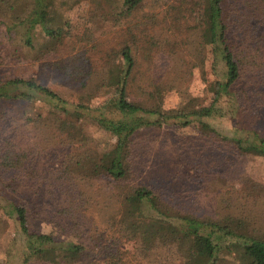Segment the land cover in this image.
Here are the masks:
<instances>
[{
  "label": "trees",
  "instance_id": "obj_1",
  "mask_svg": "<svg viewBox=\"0 0 264 264\" xmlns=\"http://www.w3.org/2000/svg\"><path fill=\"white\" fill-rule=\"evenodd\" d=\"M20 2L0 0V72L7 61L19 58L22 48L34 46L38 29L50 36L57 25L48 0H31L29 12L22 10L23 14L18 12ZM198 7L206 9L199 27L206 57L199 67L184 60L186 43L198 26L192 17ZM113 14L125 21L123 32H110L104 42L93 41L61 67L77 84L76 102L69 103L32 79L0 80V101L40 102L47 108L33 121L41 135L33 153L15 149L6 125L0 122V211L15 223L8 264H214L223 253L234 254L239 264H264V238L257 234L258 221L251 208L257 202L254 195L248 194L249 202L244 205L235 189L221 196L216 211L211 207L206 211L204 204L205 209L182 210V215H176L160 200L163 184L178 178L172 171L150 183L147 177L129 185L143 133L152 134L165 125L198 126L206 131L201 136L204 146L264 156V133L235 108L237 94L250 104L262 99V80L247 75L236 40H243L242 34L247 38L243 41L256 44L257 50L263 48L264 33L256 35L254 26L264 18V0H124ZM162 55L172 62V72L186 68L192 74L198 67L204 95L192 97L180 77L170 85L161 83L153 69L156 57ZM108 82L112 89H104ZM171 96L175 102L171 103ZM65 117L76 122L90 120L115 139V154L109 163L87 154L83 129L60 130ZM55 152L62 158L56 159L61 162L55 178L60 183L49 188L38 178L44 166L34 162L41 158L52 164ZM10 170L13 176L2 179L1 173ZM31 177L33 184L28 180ZM101 178L109 185L127 184L120 220L115 224L122 239L134 243L137 262L97 239L81 237L69 220L62 225L73 233L72 238H80L67 244H58L50 232L32 227L38 218L52 219V214L55 218L73 207L86 206L92 199L88 187ZM40 188L44 189L41 193ZM48 189L59 197V201L52 200L53 205L43 201L42 194ZM62 199L72 206H60ZM239 217L248 220L253 233L245 236L231 230L229 221ZM185 242L193 245L191 262L181 257L180 246Z\"/></svg>",
  "mask_w": 264,
  "mask_h": 264
},
{
  "label": "rangeland",
  "instance_id": "obj_2",
  "mask_svg": "<svg viewBox=\"0 0 264 264\" xmlns=\"http://www.w3.org/2000/svg\"><path fill=\"white\" fill-rule=\"evenodd\" d=\"M124 0H48L51 11L58 18L57 25L53 27V34L48 36L38 29L33 38V47L22 48L19 58L6 62L1 70L0 80L7 81L10 78L32 79L48 89L60 94L69 103L76 102L77 84L66 76L65 70L61 69L69 58H73L81 49L93 41L104 42L110 37V32L122 31L125 21L117 20L113 11L120 9ZM18 12H29L31 0H21ZM114 7L112 11L111 8ZM206 9L198 7L193 11L192 17L196 24V32L186 43L184 60L189 64L193 61L199 67L205 60V50L200 43L199 27L204 21ZM135 17L132 18L134 20ZM255 34L264 33V18L255 21ZM239 37L243 40L246 37ZM247 39V38H246ZM237 39L238 48L241 52L242 63H246L247 75L259 77L262 81L259 90L263 93L262 99L250 104L242 94H237V104L242 116L248 123L264 133V46L257 50V45ZM255 56V58H253ZM155 77L170 85L177 80H184V88H187L191 96H203V82L199 68H194L192 74L183 70L172 72V62L166 56H157L154 62ZM151 74V73H150ZM109 81V80H107ZM106 88L112 89L113 85L108 82ZM174 95V94H171ZM176 97L171 96V103ZM46 106L43 103H25L16 100L0 101V122L6 125L7 137L20 152L33 153L39 148L41 135L33 121L44 113ZM60 130H84L87 136L88 147L85 149L92 159H103L107 164L114 157L115 139L101 129H98L90 120L76 122L75 118L65 117ZM198 126L187 127L165 125L156 132L143 133L138 147L137 158L132 164L133 176L129 179V185L142 182L148 177V182L158 175L168 176L172 171L177 175L176 180L166 182L160 192V200L170 210V213L182 215V210H199L205 204L209 211L210 207L217 209V202L223 194L237 189L239 197H242L244 205H247L246 196L254 195L256 204L252 203L253 213L256 214L258 227L257 234L264 238V156L256 154L235 153L232 148L221 146L211 148L204 146L201 136L205 133ZM203 147H207L203 150ZM58 152L52 157L58 158ZM52 164H47L41 158L34 164H42L44 170L38 178L42 186L56 187L59 181L55 178L61 165L59 160L51 158ZM93 160V161H94ZM10 171L1 173V178H10ZM172 179V178H171ZM31 184L33 178L28 179ZM91 184L89 179L86 178ZM80 187H86V183H75ZM90 190V202L81 208L74 207L66 213L52 214V219L38 218L32 227L41 231L50 232L56 243L67 244L70 241L83 237L99 240L100 244L108 245L111 251H121L125 256L134 257V243L122 239L117 233V225L120 220L121 205L128 192L127 184H108L106 179H96L88 187ZM160 188V187H159ZM79 187L77 188V190ZM242 189V190H240ZM44 189L40 188L41 193ZM42 194L43 201L53 205L52 200L59 197L53 195L51 189ZM58 197V198H57ZM83 197L82 199H84ZM67 202V201H66ZM62 199L60 206L64 204ZM58 205V208H59ZM207 205V206H206ZM72 206V205H71ZM205 209L204 207H201ZM200 208V209H201ZM61 209V207L59 208ZM213 212V211H212ZM235 217V216H233ZM69 222L75 226L80 236L72 238L62 224ZM110 224H108V222ZM57 224V225H56ZM62 225V226H61ZM236 234L250 235L253 233L247 219L239 217L232 219L228 224ZM70 227V226H69ZM15 223L8 219L0 211V264H8L7 255L11 239L14 237ZM121 236V237H120ZM97 240L94 241L97 243ZM115 243V247L112 245ZM135 248V249H134ZM97 251L99 247L97 246ZM182 260L191 262L193 245L185 242L180 246ZM134 257V261L137 262ZM19 262V261H18ZM15 262V264H19ZM214 264H239L234 254L223 253L218 256Z\"/></svg>",
  "mask_w": 264,
  "mask_h": 264
}]
</instances>
